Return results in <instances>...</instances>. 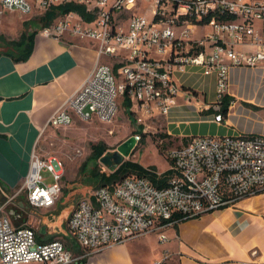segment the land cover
Instances as JSON below:
<instances>
[{
    "label": "built area",
    "instance_id": "built-area-1",
    "mask_svg": "<svg viewBox=\"0 0 264 264\" xmlns=\"http://www.w3.org/2000/svg\"><path fill=\"white\" fill-rule=\"evenodd\" d=\"M68 4L84 6L94 19L70 11L44 26L42 34L94 41L98 60L83 85L50 117L49 127H70L76 117L111 122L122 97L130 101L139 124L167 116L181 92L174 71L189 65L216 75L214 105L220 111L231 68L264 64V0H0V17L7 11L32 15L35 7L44 14ZM246 44L257 48L239 49ZM105 57L115 64L105 63ZM217 118L221 121L222 115ZM168 157L174 173L167 186L128 176L77 202L69 231L80 247L92 254L152 233L164 242L168 226L264 190V135L193 136ZM62 177L35 152L22 190L32 206L50 208L61 197ZM5 210L6 204L0 207V264L77 261L63 241L39 243L34 228L14 225Z\"/></svg>",
    "mask_w": 264,
    "mask_h": 264
},
{
    "label": "crops",
    "instance_id": "crops-1",
    "mask_svg": "<svg viewBox=\"0 0 264 264\" xmlns=\"http://www.w3.org/2000/svg\"><path fill=\"white\" fill-rule=\"evenodd\" d=\"M29 1L35 4L36 0ZM35 9L32 15L38 14L43 27V13ZM6 20L0 18V207L6 204L14 225L34 228L39 243L63 241L78 258L73 264H264V190L230 207L168 226L164 242L160 238L151 241L157 234L152 233L92 254L69 231L71 211L77 204L71 191H62L53 207L32 206L22 188L33 153L42 135L57 129L48 126L50 117L94 69L97 43L70 34L56 40L44 36L35 24L20 21L12 25ZM256 27L262 29L263 23ZM23 35H34L33 50L27 59L17 61L24 54L17 44ZM239 47L245 52L257 48L251 44ZM174 79L181 92L173 109L167 116L149 119L161 118L165 124V133L153 141L158 148L162 144L168 149L174 139L184 146L193 136L264 135V64L231 68L225 94L231 102L221 121L214 105L218 99L215 74L189 65L184 71H174ZM134 144L135 139L128 148ZM169 164L164 172L173 175Z\"/></svg>",
    "mask_w": 264,
    "mask_h": 264
},
{
    "label": "rangeland",
    "instance_id": "rangeland-1",
    "mask_svg": "<svg viewBox=\"0 0 264 264\" xmlns=\"http://www.w3.org/2000/svg\"><path fill=\"white\" fill-rule=\"evenodd\" d=\"M35 11L37 9L34 8ZM2 17L7 18L8 24L16 25L23 21L27 25L32 23L38 28H44L38 14L22 15L15 12L13 15L5 12ZM208 30L209 28H205L202 32ZM200 34L197 33L196 36ZM7 38L8 41L11 39L10 36ZM22 50L24 51L23 48ZM115 61L108 59L105 63L113 65ZM129 109L121 100L119 112L111 122H101L96 118L83 121L76 117L72 126L49 129L42 135L36 154L40 159L51 162L62 172V191L66 193L71 191L74 202L92 197L101 187V174L110 175L124 162L135 161L151 170L153 169L151 167H154L153 170L159 176L166 173L164 171L170 165L169 151L179 147L181 142L176 139L170 140L173 145L168 147L165 154L160 153L153 141L156 137H160V133L161 135L165 133L164 121L160 118L148 120L146 125L139 124L134 113ZM133 139L135 144L128 148V155L124 157L120 165L111 167L102 162L103 157L112 155L120 147L131 145ZM165 143L168 142L165 140ZM102 149H104V155L98 158L94 151L98 152ZM47 177V181L51 182L50 175ZM158 239V235L155 234L150 240L158 242Z\"/></svg>",
    "mask_w": 264,
    "mask_h": 264
},
{
    "label": "trees",
    "instance_id": "trees-1",
    "mask_svg": "<svg viewBox=\"0 0 264 264\" xmlns=\"http://www.w3.org/2000/svg\"><path fill=\"white\" fill-rule=\"evenodd\" d=\"M70 11L79 12L85 19L89 21L94 19L93 15L87 13L86 8L84 6L77 4H68L60 7H53L51 10L46 11L41 16V19L44 23V26H46L52 23L58 16L64 15ZM33 39L34 35H23V37H21L20 41L17 44L24 49V54L21 57L17 58V61L25 60L31 55L33 50ZM125 101L127 107L130 108V101L127 98H125ZM230 102L231 100L228 96H224L218 102L221 106L219 113L222 115L223 118L228 113ZM164 136L166 137V135ZM158 149L162 154H165V151H167V148L163 147L162 145H159ZM94 152L98 158H102V156L104 155V149L98 152L95 150ZM151 168L154 169V167ZM153 169L151 170L150 168H144L138 162L135 161L124 162L118 167L116 171L112 172L110 175L102 173L100 176V186H114L116 183L128 176L147 177L158 187L167 186V182L172 172L167 171L165 174L159 176L158 173H156V171H154Z\"/></svg>",
    "mask_w": 264,
    "mask_h": 264
},
{
    "label": "water",
    "instance_id": "water-1",
    "mask_svg": "<svg viewBox=\"0 0 264 264\" xmlns=\"http://www.w3.org/2000/svg\"><path fill=\"white\" fill-rule=\"evenodd\" d=\"M127 155H128V146L125 145V146L120 147L119 150L117 152L113 153L112 155H107V156L103 157L102 162H104L105 164H107L111 167H115V166L120 165L123 162L124 157H126ZM111 159L113 160V162ZM74 208L75 207L73 206L71 212H73Z\"/></svg>",
    "mask_w": 264,
    "mask_h": 264
}]
</instances>
